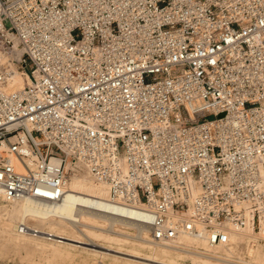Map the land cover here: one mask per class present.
<instances>
[{
	"label": "built area",
	"instance_id": "built-area-1",
	"mask_svg": "<svg viewBox=\"0 0 264 264\" xmlns=\"http://www.w3.org/2000/svg\"><path fill=\"white\" fill-rule=\"evenodd\" d=\"M81 170L151 242L260 232L264 0H0L1 198L58 205Z\"/></svg>",
	"mask_w": 264,
	"mask_h": 264
},
{
	"label": "bare ground",
	"instance_id": "bare-ground-1",
	"mask_svg": "<svg viewBox=\"0 0 264 264\" xmlns=\"http://www.w3.org/2000/svg\"><path fill=\"white\" fill-rule=\"evenodd\" d=\"M9 86L13 88L23 86V78L17 71L12 75ZM66 167L69 168L70 163H67ZM67 190L66 196L58 205L30 199L12 202L19 207V210L14 209L10 213L7 209H3L4 214L10 218V221H5V228L21 236H34L30 233L18 232L20 222L26 223L29 220H34L35 224H29V226L31 229L41 232L40 235L34 237L74 247L86 245L112 252L117 251L99 245L93 240L120 241L121 239L116 235H124L131 238L135 246L134 254H130V256L141 259L137 252L145 251L146 257L142 259L156 263L158 257L165 260L172 254H179L182 251V253L193 257L197 264H264V247L260 245L261 242H264V228L257 232L253 229L250 221L241 228L231 224L226 225L225 231L229 236L227 245L210 247L204 240L185 234L180 235L174 242L155 243L149 239L148 227L134 221L142 219V215L109 203L106 185L95 182L88 174L87 177L72 174ZM17 213L19 214L18 218ZM39 224L44 228H40ZM97 229L107 231L109 234ZM124 229L133 232L122 231ZM110 234H115L116 237H112ZM147 241L156 247L147 244ZM181 244L183 247L177 248ZM198 247H201L203 251ZM212 260H216V262ZM158 264L167 263L159 262Z\"/></svg>",
	"mask_w": 264,
	"mask_h": 264
},
{
	"label": "rangeland",
	"instance_id": "rangeland-1",
	"mask_svg": "<svg viewBox=\"0 0 264 264\" xmlns=\"http://www.w3.org/2000/svg\"><path fill=\"white\" fill-rule=\"evenodd\" d=\"M80 172L78 174L82 175V177H87V173L83 170ZM3 209H7L11 213L14 209L19 210V207L14 205V203H5L0 197V264H158L159 262L167 264H197L193 257L182 253L181 250V253L172 254V256L165 258V260L158 257L157 263L142 259L146 257L147 253L145 251L137 252L141 259L132 257L130 254H134L135 246L132 239L124 235H116L121 239L120 241L109 240L105 242L103 240H93L95 243L117 252L98 250L86 245L74 247L69 244L43 240L34 236H21L5 228V221H10V218L4 214ZM18 217L19 214L17 213ZM52 222L58 223L57 221ZM26 223L33 225L35 221L29 220ZM39 226L40 228H44L43 225L39 224ZM98 231L109 234V232L104 230ZM126 231L131 233L132 230ZM110 235L112 237L115 236V234ZM146 243L154 246V244L148 241ZM260 245L264 247V242H261ZM180 247H183V244L177 248ZM198 248L203 251L201 247ZM212 261L216 262V260Z\"/></svg>",
	"mask_w": 264,
	"mask_h": 264
}]
</instances>
